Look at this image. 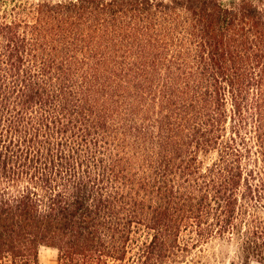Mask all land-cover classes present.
Masks as SVG:
<instances>
[{"label":"trees","instance_id":"trees-1","mask_svg":"<svg viewBox=\"0 0 264 264\" xmlns=\"http://www.w3.org/2000/svg\"><path fill=\"white\" fill-rule=\"evenodd\" d=\"M216 242L264 264V0H0V264Z\"/></svg>","mask_w":264,"mask_h":264},{"label":"rangeland","instance_id":"rangeland-1","mask_svg":"<svg viewBox=\"0 0 264 264\" xmlns=\"http://www.w3.org/2000/svg\"><path fill=\"white\" fill-rule=\"evenodd\" d=\"M205 257L203 261L208 264H229L230 261L235 260L234 250L232 245H224L221 243H215L209 247H205ZM212 255V256H211ZM211 256V258H210ZM39 264H57L56 263V250L48 247H41L38 252ZM250 264H258L251 262Z\"/></svg>","mask_w":264,"mask_h":264}]
</instances>
